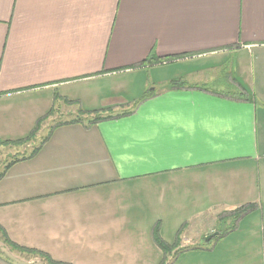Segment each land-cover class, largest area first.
I'll return each instance as SVG.
<instances>
[{
	"label": "crops",
	"instance_id": "0c3cea01",
	"mask_svg": "<svg viewBox=\"0 0 264 264\" xmlns=\"http://www.w3.org/2000/svg\"><path fill=\"white\" fill-rule=\"evenodd\" d=\"M64 101L111 116L55 123L3 168L10 241L64 264H264V0H0V140Z\"/></svg>",
	"mask_w": 264,
	"mask_h": 264
},
{
	"label": "rangeland",
	"instance_id": "374dc122",
	"mask_svg": "<svg viewBox=\"0 0 264 264\" xmlns=\"http://www.w3.org/2000/svg\"><path fill=\"white\" fill-rule=\"evenodd\" d=\"M202 83V82H200ZM217 81H211L208 80V82L204 85H207L209 87H215L218 88L219 85L217 84ZM152 88V87H150ZM149 88V89H150ZM126 109V107L123 108H119L117 110H115L113 113H122L124 112ZM54 114H53V118L49 119L46 121V123H43L44 125H40L39 129L36 133H40L43 134L46 133L47 129L49 126L58 123V122H64V121H69L75 118H79L85 122H87L92 116H94L95 114H91V115H80L78 113V110L75 106L71 105V103H68L66 101L59 103L58 105H56L53 109ZM42 126V127H41ZM41 131V132H39ZM42 135V136H43ZM41 136V137H42ZM40 136H34V139H32L31 141H28L25 144H22L20 146H6V147H2L0 148V172L3 170L4 166L10 162L11 160L15 159L18 156H23L27 153H29L32 148L36 147L40 140H41ZM227 212H224L222 215H226ZM238 214V213H237ZM220 215V214H219ZM236 220H238V218L236 219L235 217L231 216L229 217L226 216V218H224L223 220H209L208 223L213 222L215 225H218V229L220 230H227L230 229L231 226L235 225ZM205 239V238H204ZM10 249V251L12 250L7 244H5V242L2 240V238H0V259H5L8 258L9 256H15V262H17L18 264H28L26 262H28L29 260H34V257L37 258L38 260H43L42 258L36 256V255H32V254H27L25 252H20L17 250H14V252H9L8 250Z\"/></svg>",
	"mask_w": 264,
	"mask_h": 264
},
{
	"label": "trees",
	"instance_id": "16d2710c",
	"mask_svg": "<svg viewBox=\"0 0 264 264\" xmlns=\"http://www.w3.org/2000/svg\"><path fill=\"white\" fill-rule=\"evenodd\" d=\"M157 59H159V58H151V57H150V58H147L146 60H144L143 62H141L139 65H142L143 63H148V62H151V61H153V60H157ZM165 59H167V58H165ZM170 84H171L172 87H173V86L181 85L178 81H175V80H174V81H171ZM234 93L238 94V92H236V91H234ZM151 94H152L151 92H147V93L142 94V95L137 99V101L135 102L134 106H136L140 101H142V100L145 99L146 97L150 96ZM68 103H71V102H68ZM77 110H78V113H79L80 115H86V116L91 115L92 113H96L94 116H92V117L87 121L89 124L94 123V122L97 121V120H100V119L107 118V117H110V116H111L109 113H107V114H101V113H104V111L107 112L109 109L102 110V112H98V111H97V112H92V111L83 110V109H79V108H77ZM130 112H131V110H127V111H124V112L121 113V114H118L117 116H119V115H124V114H128V113H130ZM80 121H83V120H81V119H79V118H75V119H72V120H69V121L59 122V123H57V124H63V123H74V122H80ZM40 123H41V122L39 121V122L37 123V125L35 126V128L33 129V131H32V132H31V133H30L25 139H23V140H18V141H14V142H5V141H1V140H0V145H1V144H6V143H10V144H12V145H17V146H19V145H22V144L27 143L28 141H31V140L34 138V135L36 134V132L38 131L39 126H40ZM57 124H56V125H57ZM47 138H48V136L46 135V136H45V137L39 142V144H38L36 147L32 148V150H31L29 156H31V155H33L34 153H36V151L39 150V148L41 147V145L43 144V142H44ZM25 157H26V156H22L21 158H25ZM17 159H19V158H15V159H13L12 161L8 162V163L5 165L4 169L8 168V166H9L11 163L15 162ZM2 175H3V171L0 172V177H1ZM252 209H253L252 205H245V206H241L240 208H237V209H235L234 211H232V214H234L233 217H235V218L237 219V218L241 217L242 215H244L245 213H247L248 211H250V210H252ZM237 213H238V214H237ZM233 227H234V225L231 226L230 230H231ZM0 233H1L2 240H3V241L5 242V244H7L12 250H17V251H20V252H25V253H27V254L36 255V256L42 258L43 260H45L48 264H64V263L56 262V261L52 260V259L50 258L49 255H47V254H45V253H43V252H41V251H38V250H35V249L26 248V247H22V246H19V245L13 243L12 241H10V240L8 239L7 235L5 234V232H4L1 228H0ZM155 241H156V243L158 244V246L161 248V250L163 251V253L165 254V256H168V255L171 253L172 249H174L173 246L171 247L170 245L164 243V242L159 238V236H156V235H155ZM3 260H5V261L11 263V260H9V258H5V259H3Z\"/></svg>",
	"mask_w": 264,
	"mask_h": 264
},
{
	"label": "water",
	"instance_id": "95a60500",
	"mask_svg": "<svg viewBox=\"0 0 264 264\" xmlns=\"http://www.w3.org/2000/svg\"><path fill=\"white\" fill-rule=\"evenodd\" d=\"M217 234V232H213L210 235L205 237V240L208 241L211 237L215 236Z\"/></svg>",
	"mask_w": 264,
	"mask_h": 264
}]
</instances>
